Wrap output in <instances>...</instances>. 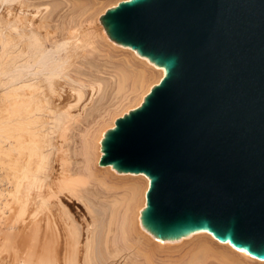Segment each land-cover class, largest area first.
<instances>
[{
    "label": "bare ground",
    "instance_id": "bare-ground-1",
    "mask_svg": "<svg viewBox=\"0 0 264 264\" xmlns=\"http://www.w3.org/2000/svg\"><path fill=\"white\" fill-rule=\"evenodd\" d=\"M121 1L0 0V264H264L205 232L152 237L148 179L99 166L103 134L164 74L106 35L99 18ZM56 167L62 190L89 186L85 230L49 202Z\"/></svg>",
    "mask_w": 264,
    "mask_h": 264
},
{
    "label": "water",
    "instance_id": "water-1",
    "mask_svg": "<svg viewBox=\"0 0 264 264\" xmlns=\"http://www.w3.org/2000/svg\"><path fill=\"white\" fill-rule=\"evenodd\" d=\"M99 22L164 73L100 142L99 166L148 179L142 229L264 261V0H125Z\"/></svg>",
    "mask_w": 264,
    "mask_h": 264
},
{
    "label": "rangeland",
    "instance_id": "rangeland-1",
    "mask_svg": "<svg viewBox=\"0 0 264 264\" xmlns=\"http://www.w3.org/2000/svg\"><path fill=\"white\" fill-rule=\"evenodd\" d=\"M83 25H85V24L83 23ZM85 26H86V25H85ZM64 145H65V147H66L67 143L64 142ZM63 150H65V149L63 148ZM78 158H79V157H78ZM74 159H76V158H74ZM54 169H55V171H54ZM54 169H53V171L50 172L51 175L53 174V175H52L53 177L50 175V179H51V177H52V180H53V181H52V180H49V181H48V182H49L48 184H49V185L51 184V185H50V190H52L54 187L56 188V189H53V192L56 191L58 188H59V189L57 190V191H58L57 194H56V192H54V193L57 195V196L55 195L54 198H53V196H52V197L48 196L49 200H52V201H49V202L52 203V204H54V201H55V203H57V204H58V202H62V203H64V204H67L68 206L71 205V206H72V208H71L72 213L74 214V216H75V218H76V222H77L79 228L85 230V229H86L87 220L90 222L91 219L89 220V218H88L89 216L87 217L88 212H87L86 207H85V205H84L85 202L83 201L82 198H79V197H80V196L82 197V196H85V195H86V193H85L86 190L83 189V188H84V187L87 188V187H89V186H87V184L84 185L81 181L79 182V179H77V180H78V182H77V183H78L77 186H79L78 189H79L80 192H81L80 195H79L78 193H77V194H76V193H75V194L70 193L69 191H66V189L62 190L61 187H60V185H58V184H59L58 182H60V180H61V178H60V177H61L60 174H63V173H61V171H60V172L57 171V170H58L57 167L54 168ZM58 172H59L60 174H58ZM55 174H58V175L55 176ZM65 174H66V173H65ZM57 176H58V178H60V179H58ZM55 178L58 179V180H55ZM54 180H55V181H54ZM51 181H52V183H51ZM53 183H54L55 186L53 185ZM81 184H82V186L84 185V187H81ZM49 185L47 186V188H46V190H45V194H48L47 191H49V190H48ZM52 185H53L54 187H53ZM56 186H58V188H57ZM86 186H87V187H86ZM52 187H53V188H52ZM80 188H82V190H81ZM60 190H61V193H60ZM63 191H64V192H65V191H66V192H69L70 195H71V194H72V195L69 197V195H68L66 192H65V193H66V194H65ZM84 191H85V192H84ZM62 193H63L64 195H63ZM58 194H60V195H58ZM61 194H62L63 196H62ZM65 195H66V197H65ZM67 195H68V197H67ZM73 195H74V196H73ZM76 195H77V196L79 195L78 198H77ZM60 196H61V197H60ZM55 197H56V198H55ZM58 198H59L60 201L58 200ZM75 198H76V199H75ZM55 199H56V200H55ZM61 199H62V200H61ZM74 200H75V201H74ZM76 200H77V201H76ZM65 201H67V202L70 201V202H69V204H68V203L65 202ZM80 201H81V202H80ZM76 206H77V207H76ZM84 207H85V209H84ZM74 208H75V209H74ZM80 209H81V210H80ZM77 211H78V212H77ZM84 211H85V212H84ZM77 213H78V214H77ZM78 215H80V216H78ZM86 218H87V219H86ZM85 221H86V224H85ZM82 223H83V224H82ZM90 223H91V222H90ZM90 223H89V224H90ZM3 256L5 257V255H3ZM3 256H2V257H3ZM113 261H115V260H113ZM113 261L111 262V261L109 260V264H110V263H112V264H119V262H120V261H118V263H117V261H115V262L113 263ZM106 264H108V263H106Z\"/></svg>",
    "mask_w": 264,
    "mask_h": 264
}]
</instances>
